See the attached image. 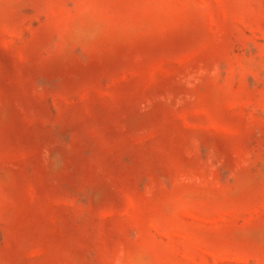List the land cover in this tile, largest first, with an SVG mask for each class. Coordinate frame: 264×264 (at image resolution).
<instances>
[{
	"label": "rangeland",
	"instance_id": "1",
	"mask_svg": "<svg viewBox=\"0 0 264 264\" xmlns=\"http://www.w3.org/2000/svg\"><path fill=\"white\" fill-rule=\"evenodd\" d=\"M0 264H264V0H0Z\"/></svg>",
	"mask_w": 264,
	"mask_h": 264
}]
</instances>
